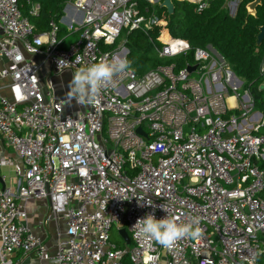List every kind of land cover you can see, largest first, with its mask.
Masks as SVG:
<instances>
[{
  "label": "built area",
  "instance_id": "1",
  "mask_svg": "<svg viewBox=\"0 0 264 264\" xmlns=\"http://www.w3.org/2000/svg\"><path fill=\"white\" fill-rule=\"evenodd\" d=\"M177 1L201 13L216 0ZM161 2L69 0L65 30L77 37L66 45L54 21L34 32L39 3L26 0L25 16L19 0H0V138L15 157L0 165L17 179L0 187V264L18 252L56 264H264V136L253 133L264 115L246 124L243 82L221 56L163 29L155 51L170 62L142 76L126 65L125 41L115 46L122 31L161 27ZM64 72L79 78L71 105L53 86ZM32 198L49 199L66 227L53 254L24 224ZM113 228L130 244L111 243Z\"/></svg>",
  "mask_w": 264,
  "mask_h": 264
},
{
  "label": "trees",
  "instance_id": "2",
  "mask_svg": "<svg viewBox=\"0 0 264 264\" xmlns=\"http://www.w3.org/2000/svg\"><path fill=\"white\" fill-rule=\"evenodd\" d=\"M33 1L40 5L38 14L29 16V22L35 33L47 32L50 21H54L60 28L61 39L65 40L76 34L66 32L60 25L64 15L63 10L69 0ZM224 1L216 0L208 9L195 13L193 4L173 0L174 14L169 18L164 9L156 7L154 11L157 17L163 15L161 27L147 33L139 30L126 32L124 43L128 52L126 65L138 76H142L158 65L169 64L170 61L158 58L155 51L156 47L162 46V42L158 40L160 36L158 29H163L164 37L171 36L186 40L192 50L196 48L215 50L223 57L230 70L243 82L244 88L248 90L253 101V109L264 113V73L260 71L264 59V41L256 51L258 29L264 26V0L256 7L255 17L248 16L246 11V6L254 0H240L233 17L228 11L222 9ZM19 4L22 14L28 16L26 0H19ZM139 6L142 12L148 10L145 12L146 15L153 11L144 3H140ZM188 60L190 61V58ZM176 62L177 67L184 66L181 59ZM253 133L264 136V123L260 124L258 130ZM258 165L264 170V162H258ZM120 248H124V244ZM123 264L130 263L125 258Z\"/></svg>",
  "mask_w": 264,
  "mask_h": 264
},
{
  "label": "crops",
  "instance_id": "3",
  "mask_svg": "<svg viewBox=\"0 0 264 264\" xmlns=\"http://www.w3.org/2000/svg\"><path fill=\"white\" fill-rule=\"evenodd\" d=\"M224 5L225 4H223L222 9H225L227 11ZM237 8H238V5L237 4L235 5L234 3L233 9H229L228 13L231 17H233L236 14ZM66 12L68 15H71L72 12H74V10L73 9H67L66 11L63 10L64 15H63V19L61 20L62 25L63 24L66 25L67 17L64 18V16H66ZM76 37H77V34H73L71 37L65 39V44L68 45L72 43ZM207 49L210 50V52L213 55L217 57L221 56L215 50L211 48H207ZM213 51L216 53H214ZM34 60L36 62L41 61L39 58H35ZM5 63H6L5 60L0 59V68L4 66ZM42 67L43 68L47 67V73L50 70V67L47 64L42 65L41 68ZM72 77H73V74H72ZM53 85H55V83ZM54 90H55V86H54ZM65 91H67L66 87H64L63 91L62 90L56 91V93L58 94L57 97L67 100L68 105H71L72 104L71 97H67L65 94ZM227 104L231 109H234V110L237 107V101L231 95L227 98ZM260 115H263V113H259V111L252 112L250 115L247 116L248 118H247L246 124L253 126V127L258 126ZM3 158L4 159L6 158L14 159L15 157H14V154L8 148L5 147L2 139L0 138V160ZM0 180L2 181L4 187H10L12 189H15L17 185V179L14 175L13 168L11 166H7V165L1 166L0 165ZM0 187H1V184H0ZM49 204L51 203L48 199H35V198L29 199L23 205L25 215H26L24 224H26V226L29 228V230L33 234H35L36 236H39V238L41 239L42 243L46 246L49 253L53 254L55 251V246L57 244L58 239L63 238L65 236L66 227L60 220L56 219L55 217L51 215V211H50L51 209H50ZM12 263L13 264H56L52 261L39 259L34 255H24L21 252H18L12 256Z\"/></svg>",
  "mask_w": 264,
  "mask_h": 264
},
{
  "label": "rangeland",
  "instance_id": "4",
  "mask_svg": "<svg viewBox=\"0 0 264 264\" xmlns=\"http://www.w3.org/2000/svg\"><path fill=\"white\" fill-rule=\"evenodd\" d=\"M234 3H236L238 5L239 0H225L224 1V7H226L227 11L229 12V9H233ZM60 25H62L61 21H60ZM64 25V24H63ZM62 25V26H63ZM64 29L66 28V26H63ZM127 31H122L115 46L118 45H122L125 41L126 38V33ZM128 54V52L126 51V55ZM41 61H37L38 64H40ZM38 76L40 78V84L42 87L47 88L49 86V80H48V73H47V67L45 68H41ZM53 83H55V91H60V90H64V87H66L65 94L67 97H72L74 95L75 92H80L81 88L79 85V78L77 76H73L72 77V73L70 72H64L61 75H54V77L52 78ZM64 85V87H63ZM240 93H243V89L241 88ZM63 99V98H62ZM65 100V99H64ZM254 111H258L253 109L252 112ZM259 113H262L259 111ZM264 114V113H263ZM262 197H264V193L262 194ZM110 242L113 244H116L118 247L123 246L124 243H122V239L118 233V230H116L115 228H113L110 232ZM125 246V244H124Z\"/></svg>",
  "mask_w": 264,
  "mask_h": 264
},
{
  "label": "water",
  "instance_id": "5",
  "mask_svg": "<svg viewBox=\"0 0 264 264\" xmlns=\"http://www.w3.org/2000/svg\"><path fill=\"white\" fill-rule=\"evenodd\" d=\"M261 1L262 0H254L253 2L249 3L246 6V11H247V15L248 16H251V17H255L256 16V7L261 4ZM235 5H236V3H235ZM159 8L164 9L166 11V14H167L168 18L171 17V15L174 14V9L175 8H174L173 0H162L161 4L159 5ZM258 30H259V33H258V35L256 37V51H258L259 47L261 46V44L264 41V26H260ZM214 53H216V52H214ZM194 69H195V67H189L188 71H193ZM137 133L139 135H143L141 129H137ZM0 184H1V187H4V185H3L1 180H0ZM49 205H50V209H51V204H49ZM119 235L122 238V240L125 242L126 245L130 244L129 236H128L127 232L124 229H121L119 231Z\"/></svg>",
  "mask_w": 264,
  "mask_h": 264
}]
</instances>
